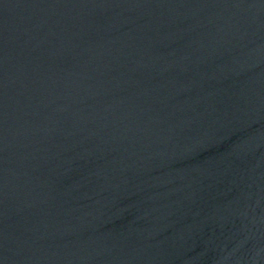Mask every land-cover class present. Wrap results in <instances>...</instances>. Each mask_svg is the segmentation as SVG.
<instances>
[{
	"label": "water",
	"instance_id": "water-1",
	"mask_svg": "<svg viewBox=\"0 0 264 264\" xmlns=\"http://www.w3.org/2000/svg\"><path fill=\"white\" fill-rule=\"evenodd\" d=\"M0 264H264V0H0Z\"/></svg>",
	"mask_w": 264,
	"mask_h": 264
}]
</instances>
